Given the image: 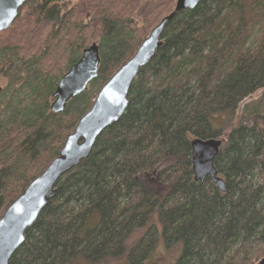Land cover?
<instances>
[{
    "label": "trees",
    "instance_id": "obj_1",
    "mask_svg": "<svg viewBox=\"0 0 264 264\" xmlns=\"http://www.w3.org/2000/svg\"><path fill=\"white\" fill-rule=\"evenodd\" d=\"M75 1L29 0L0 35V219L176 3ZM92 44L97 79L54 114L59 81ZM260 90L264 0H208L179 13L132 84L125 114L57 183L9 264H160L152 259L160 241L179 249L174 264H258L264 91L239 108ZM194 139L223 142L214 164L224 193L211 179L195 181Z\"/></svg>",
    "mask_w": 264,
    "mask_h": 264
},
{
    "label": "water",
    "instance_id": "obj_2",
    "mask_svg": "<svg viewBox=\"0 0 264 264\" xmlns=\"http://www.w3.org/2000/svg\"><path fill=\"white\" fill-rule=\"evenodd\" d=\"M29 0H0V35L14 24L20 9ZM208 0H177L174 11L164 17L142 41L135 55L102 87L91 109L78 122L46 170L34 179L4 212L0 219V264H9L14 253L25 242V233L36 223L40 213L55 197V187L63 176L78 167L92 153L97 139L125 114L129 92L141 69L156 56L162 35L173 19L193 11ZM100 55L97 44L86 48L81 59L61 78L53 95L51 111L61 114L67 103L87 91L99 74ZM2 89L0 88V94ZM223 142L194 139L191 143L192 170L196 182L211 179L224 193L225 182L219 177L215 160ZM258 264H264V258Z\"/></svg>",
    "mask_w": 264,
    "mask_h": 264
},
{
    "label": "rangeland",
    "instance_id": "obj_3",
    "mask_svg": "<svg viewBox=\"0 0 264 264\" xmlns=\"http://www.w3.org/2000/svg\"><path fill=\"white\" fill-rule=\"evenodd\" d=\"M176 1H177V0H176ZM176 1H175V2H176ZM71 2H72L73 4H75L76 1H75V0H71ZM71 2L68 4L69 10H70V8H72V7L74 6ZM175 4H176V3H175ZM135 7L138 8L137 3H136V4L134 3V8H135ZM90 20H91V19H90V17H89V18L86 19V22H88V21H90ZM158 24H159V23H158ZM7 31H8V30H7ZM8 35H9V34H6V35H4V36H5V37H8ZM256 36H257V33H255L254 37L252 38V40H251V42H250V46H254ZM263 91H264V90H260V91H258L257 93H255L254 95H252L250 98L246 99V100L241 104V106H240V108H239V114H241V112L243 111V108H244L247 104L258 102L259 99L261 98L262 94H263ZM263 113H264V112H263ZM140 235H141V234L139 233L138 235H136V237H133L131 241L133 242V241H134L136 238H138ZM180 254H181V253H180L179 249H173V250H171V251H167V250H165L164 247H163V243H162V241H160L159 247H158V249L156 250V252L154 253L152 259L158 261V263H160V264H174V263L178 260Z\"/></svg>",
    "mask_w": 264,
    "mask_h": 264
}]
</instances>
